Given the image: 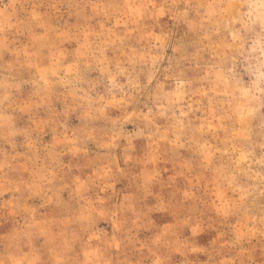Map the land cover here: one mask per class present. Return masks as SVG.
I'll return each instance as SVG.
<instances>
[{
    "label": "clouds",
    "instance_id": "obj_1",
    "mask_svg": "<svg viewBox=\"0 0 264 264\" xmlns=\"http://www.w3.org/2000/svg\"><path fill=\"white\" fill-rule=\"evenodd\" d=\"M0 264H264V0H0Z\"/></svg>",
    "mask_w": 264,
    "mask_h": 264
}]
</instances>
